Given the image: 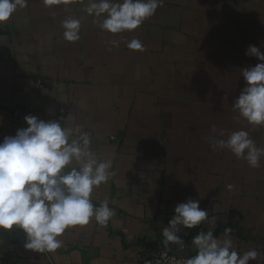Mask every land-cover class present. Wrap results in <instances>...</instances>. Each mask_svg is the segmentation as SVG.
<instances>
[{
    "label": "crops",
    "instance_id": "1",
    "mask_svg": "<svg viewBox=\"0 0 264 264\" xmlns=\"http://www.w3.org/2000/svg\"><path fill=\"white\" fill-rule=\"evenodd\" d=\"M27 5L0 24V141L28 127L26 115L81 126L93 150L113 159L115 175L92 200L107 199L115 215L66 230L54 253L26 250L22 230L0 231V264H138L163 250L191 257L200 230L224 238L225 228L237 252L259 253L249 264H264V156L253 168L209 139L244 130L264 148V127L232 107L246 86L241 69L260 63L247 49L264 52V0H164L119 35L93 22L87 0ZM68 17L81 21L75 43L63 37ZM133 38L143 51L127 48ZM190 198L214 223L182 228L183 247H165L162 228Z\"/></svg>",
    "mask_w": 264,
    "mask_h": 264
},
{
    "label": "clouds",
    "instance_id": "2",
    "mask_svg": "<svg viewBox=\"0 0 264 264\" xmlns=\"http://www.w3.org/2000/svg\"><path fill=\"white\" fill-rule=\"evenodd\" d=\"M52 6L58 0H43ZM164 0H87L85 11L99 28L112 35L133 32L153 17ZM27 0H0V24L9 22ZM63 37L75 43L81 39V21L68 17L62 22ZM118 47L119 42L110 41ZM127 48L143 51L138 39ZM246 55L260 61L241 69L246 86L232 103L233 110L254 127H264V52L250 45ZM28 127L0 141V231L22 230L24 248L38 253H54L63 245L66 230L83 227L91 221L106 226L115 215L107 199L94 204V189L108 183L115 175L111 156H102L92 148L91 136L81 126H65L59 121L24 117ZM212 132H216L215 126ZM223 135V133H221ZM214 146L226 148L250 167L260 166L264 148H258L248 132L239 130L227 139H213ZM231 188V185L228 186ZM167 226L162 228V243L184 245L181 229H197L209 221L208 212L197 200L179 203ZM225 228L220 238L210 229L200 230L192 238L196 254L183 264H249L259 253L255 249L239 253Z\"/></svg>",
    "mask_w": 264,
    "mask_h": 264
},
{
    "label": "built area",
    "instance_id": "3",
    "mask_svg": "<svg viewBox=\"0 0 264 264\" xmlns=\"http://www.w3.org/2000/svg\"><path fill=\"white\" fill-rule=\"evenodd\" d=\"M37 89L40 88L38 84ZM19 115L14 113L10 119L13 124L17 123ZM190 256H177L173 255L167 250L160 251L153 255H144L138 257V264H183V261L189 258Z\"/></svg>",
    "mask_w": 264,
    "mask_h": 264
}]
</instances>
